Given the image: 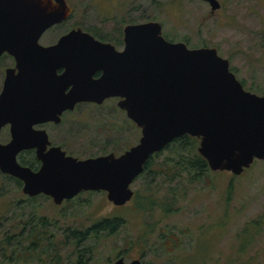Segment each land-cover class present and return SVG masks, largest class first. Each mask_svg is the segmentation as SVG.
I'll return each instance as SVG.
<instances>
[{
  "label": "water",
  "instance_id": "95a60500",
  "mask_svg": "<svg viewBox=\"0 0 264 264\" xmlns=\"http://www.w3.org/2000/svg\"><path fill=\"white\" fill-rule=\"evenodd\" d=\"M200 1L211 12L220 8L218 0ZM70 11L64 0H0V56L14 57L18 70H6L0 93V129L9 125L11 136L0 144V173L19 180L24 195L42 194L60 205L80 192H104L113 206H125L150 157L183 135L199 141L197 152L213 173L240 176L264 162V95L244 90L215 48L167 41L155 21L126 25L121 52L80 28L40 46L41 35ZM53 56L63 61L54 64ZM58 68L64 72L55 78ZM98 70L102 76L93 80ZM111 97L140 131L137 143L118 156L76 159L58 147L46 150L47 135L31 129L58 123L77 103L100 105ZM31 148L40 162L35 171L17 162Z\"/></svg>",
  "mask_w": 264,
  "mask_h": 264
},
{
  "label": "rangeland",
  "instance_id": "374dc122",
  "mask_svg": "<svg viewBox=\"0 0 264 264\" xmlns=\"http://www.w3.org/2000/svg\"><path fill=\"white\" fill-rule=\"evenodd\" d=\"M68 1L71 20L47 33L43 43L71 27L92 31L96 21L112 15L121 26L155 21L167 41L185 43L190 49L215 48L228 60L244 90L264 95V0H218L220 8L214 12L200 0H115L114 8L111 0ZM111 24L110 29L115 27ZM8 64L0 61V89ZM64 120L52 131L56 133L52 140L62 141L65 151L80 159L118 155L140 137L113 101L97 107L81 105ZM6 141L7 133L1 132L0 142ZM33 158L26 154L23 163ZM231 176L210 172L194 184L181 180L168 185L150 176L134 182V193L150 191L172 207V212L163 214L140 211L132 200L115 207L101 192L82 193L60 206L43 196L30 201L12 177L0 173V239L9 237L13 246L0 250V264H48L51 256L58 257V264L77 260L110 264L118 253L127 263L137 259L141 264H264V163L259 161L234 178L227 201ZM115 216L125 222L114 234L88 233L87 239L77 241L74 233H84L96 220ZM259 219L258 233L253 226L248 229L252 243L237 253L241 231ZM143 233L149 242L142 248L135 241ZM165 237L168 240L163 241ZM26 248L33 252L23 254Z\"/></svg>",
  "mask_w": 264,
  "mask_h": 264
},
{
  "label": "trees",
  "instance_id": "16d2710c",
  "mask_svg": "<svg viewBox=\"0 0 264 264\" xmlns=\"http://www.w3.org/2000/svg\"><path fill=\"white\" fill-rule=\"evenodd\" d=\"M198 145L199 141L196 138H192L187 135H183L179 138L174 139L162 151L150 157V159L144 165L143 172L135 179L134 182L141 178H144L145 176H150L152 180L161 179L164 182H168V185H171L173 181L180 182L181 180L193 184L204 181L206 178H208L211 171L208 169L204 159L198 154ZM257 162L259 161H255L253 165ZM24 165L31 169L35 168L37 165L36 158L34 157L33 161ZM234 178L237 177L232 175L228 187L226 189L227 201H229L231 197L232 182ZM14 181L20 186L18 180L14 179ZM157 191L159 190L157 189ZM131 200L133 202L134 208L145 213L161 211L163 214H168L172 212V207L170 205L166 204L164 200L162 201L160 198H156V195L150 191H146L144 194H139L138 192H136L134 193L133 198ZM124 222L125 221L123 220V217L120 216H115L111 219H98L87 231H85L84 233H79L78 240H84L88 233H92V235L95 234V236L103 232L111 234L115 232L118 228H120V226H122ZM261 222V219H259L258 221H251L249 225H246V227L241 231L240 236H242V239L238 243L237 253L242 254L253 241V239L251 240V236L248 230L249 227L253 226L254 228H257L256 233H258L260 229H258V227L261 226ZM146 234L147 233H143L144 236H139L135 241V244L140 245L142 248L147 246L149 241L148 236H146ZM10 240L11 239L9 237L0 239L1 251H6L8 248L13 249ZM166 240L168 239H166L165 237L163 241ZM131 244L132 243H130V245ZM28 250L33 252L32 248H26L24 249L23 254H26L25 251L28 252ZM58 263L59 261L57 256H51V258L48 260V264Z\"/></svg>",
  "mask_w": 264,
  "mask_h": 264
},
{
  "label": "flooded vegetation",
  "instance_id": "af4514ba",
  "mask_svg": "<svg viewBox=\"0 0 264 264\" xmlns=\"http://www.w3.org/2000/svg\"><path fill=\"white\" fill-rule=\"evenodd\" d=\"M65 1V3H66V5L68 6V8H70V14H69V17L66 19V20H64V21H62V22H60V23H58V24H55L54 26H52V27H50L48 30H46L42 35H41V37L39 38V40H38V44L40 45V46H42V47H49V46H53V45H55L56 43H57V41L62 37V36H64V35H66L69 31H71V30H73V29H77V28H80V27H71V28H69L68 30H66L65 32H63L61 35H59V36H57L56 37V39L54 40V41H52V42H50V39L48 40L47 38V41L45 42V43H43L42 41L43 40H45V37H46V35H47V33H49V32H51L52 30H55L56 28H58V27H60L61 25H63V24H65L66 22H68V21H70L71 20V17H72V9H71V7H70V4H69V1L68 0H64ZM114 3H115V0L114 1H112L111 0V4H110V7L111 8H114ZM115 16L114 15H112L109 19L108 18H105V19H102L100 22H97L96 21V23L97 24H94V25H92V31H85V30H83L82 28H80L83 32H85V33H87V34H89L94 40H96V41H98V42H101V43H103V44H109V45H111V46H113V48H114V50L116 51V52H121L122 50H123V28L126 26V25H132V24H126V25H124V26H121V25H117V23L116 22H114L115 21V19H114V21H113V18H114ZM110 21H112L113 22V24H114V26L115 27H113L112 28V26H111V29L109 28V25L108 24H111L112 22H110ZM137 24V23H136ZM112 25V24H111ZM63 58L61 57V56H53V57H50V60L51 61H53L54 62V64L55 63H58L60 60L61 61H63L62 60ZM4 60H6V61H8V65H6V67L4 68V70H3V78H2V84H1V89H0V93H1V91H2V88H3V82H4V78H5V72H6V70H9V69H13L14 71H15V74H17L18 73V70L16 69V60H15V58L14 57H12V56H9L7 53H3L1 56H0V61H4ZM63 72H64V69L63 68H58V69H56L55 70V72H54V74H53V76L55 77V78H57V77H60L62 74H63ZM102 76V71H100V70H98V71H95V72H93V74H92V79L93 80H98L100 77ZM70 88L71 87H68L67 89H66V91H65V93H68L69 91H70ZM52 90H55V87H53L52 88ZM49 91H50V89H49ZM114 102V103H116V107H117V103L120 101V99L119 98H113V97H111V98H107V99H105L100 105H102V104H105V103H108V102ZM81 105H89V106H95V107H97V106H100V105H98V104H96V103H93V102H80V103H77L75 106H74V108H73V110H66V111H64V112H62L61 113V115L59 116V122L58 123H54V122H51V121H48V122H42V123H37V124H34V125H32L31 126V129L33 130V131H35V132H44L46 135H47V140H48V142H49V145H47L46 146V150H48L49 148H52V147H58V148H60V150L61 151H63L64 153H65V155L66 156H69V157H73V158H76V159H80V158H77V157H74V156H72L71 154H68L66 151H65V147L62 145V141H58V142H54L53 140H52V138H54V136H56V133H52V131L54 130V129H56V128H58V127H60L63 123H65V118H67V117H69L70 115H72L73 113H75V111L78 109V107H80ZM117 109L118 110H120L118 107H117ZM124 115H125V113L122 111V110H120ZM9 130H10V126L9 125H5V126H3L1 129H0V133L1 132H3V133H7V141L6 142H0V144H6V143H8L9 141H10V132H9ZM139 130V129H138ZM55 131V130H54ZM53 131V132H54ZM140 132V131H139ZM130 148V147H129ZM35 151H36V149L35 148H31V149H25V150H22V151H20L19 152V154L17 155V162L20 164V165H22V166H25L24 165V157H25V155L26 154H33L34 155V157L36 158V156H35ZM125 151V150H124ZM123 151V152H124ZM122 152V153H123ZM112 153V152H111ZM107 154H110V153H107ZM107 154H104V155H107ZM114 154V153H113ZM121 154V153H120ZM104 155H99V156H104ZM114 155H116V154H114ZM119 155V154H118ZM118 155H116V156H118ZM97 157V156H96ZM90 158H93V157H90ZM84 159H86V158H84ZM36 161H37V159H36ZM39 166H40V162L39 161H37V165H36V167L35 168H33L32 170H37L38 168H39ZM27 167V166H26ZM31 169V168H30ZM17 180V179H16ZM19 181V180H18ZM19 183H20V186H21V188H22V183L19 181ZM22 193V192H21ZM82 193H89V194H92V193H94V192H80L78 195H80V194H82ZM100 193V192H99ZM101 193H104V192H101ZM23 194V193H22ZM105 194V193H104ZM24 195V194H23ZM77 195V196H78ZM106 195V194H105ZM28 200H30V201H33L36 197H39V196H43V197H46L47 199H50L51 201H52V199L51 198H49L48 196H45V195H42V194H40V195H37V196H34V197H29V196H26V195H24ZM77 196H75V197H73L72 199H70V200H64L60 205H62V204H67V203H69V202H71L74 198H76ZM53 203V202H52ZM54 204V203H53ZM55 205V204H54ZM60 205H56V206H60ZM116 232V231H115ZM115 232H113V233H111V234H114ZM74 234H76L75 236L77 237V238H79V233H74ZM78 242H80V240H77ZM119 259H121V260H123V263L124 264H128L127 262H125V256H124V254L123 253H118L117 255H116V258L112 261V262H110V264H114L117 260H119ZM133 260H137V259H133ZM132 260V261H133ZM131 262V261H130ZM129 262V263H130ZM75 264H83V263H81L79 260H77V262L75 263Z\"/></svg>",
  "mask_w": 264,
  "mask_h": 264
}]
</instances>
